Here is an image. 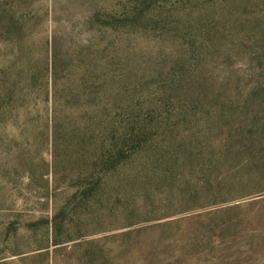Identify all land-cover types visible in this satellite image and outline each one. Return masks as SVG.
<instances>
[{"label":"rangeland","instance_id":"rangeland-1","mask_svg":"<svg viewBox=\"0 0 264 264\" xmlns=\"http://www.w3.org/2000/svg\"><path fill=\"white\" fill-rule=\"evenodd\" d=\"M57 3L36 1L23 54L0 33V264H264V0H117V172L74 204L90 110L60 100L52 157L39 71L53 34L69 54L98 35Z\"/></svg>","mask_w":264,"mask_h":264},{"label":"trees","instance_id":"trees-1","mask_svg":"<svg viewBox=\"0 0 264 264\" xmlns=\"http://www.w3.org/2000/svg\"><path fill=\"white\" fill-rule=\"evenodd\" d=\"M36 1L3 0L4 5L10 8L3 10L0 7V33L10 36L21 54L25 52L31 28L41 22V16L35 14ZM50 1L53 7L58 4L57 0ZM66 2L70 5L67 17H74L85 25L88 34L98 35L96 44L85 40L83 45L77 43L69 54L61 50L58 38L53 34L44 41L46 57L39 71L42 77L41 94L50 106L46 111V125L52 157L57 156L55 143L61 129L58 125L59 112L56 110L60 100H64L65 106H86L90 110V113L81 111L80 114L73 108L72 116L76 117L75 120L86 119V123H73L69 128L72 138L69 178L80 182L77 192L69 201L74 204L75 201L92 199L97 188L107 181L106 177H112L117 172V115L112 113L113 106H117V98L111 93L114 84L110 76L113 63L109 51L111 42L107 36L117 29V0ZM69 18L67 21L72 22ZM24 62L23 89L30 90L34 82L31 78L32 69L26 59ZM70 78L75 86L65 88L64 83L68 85ZM60 80H64L61 85L58 84ZM59 87L64 89L58 95ZM56 168L53 158V174H56Z\"/></svg>","mask_w":264,"mask_h":264}]
</instances>
